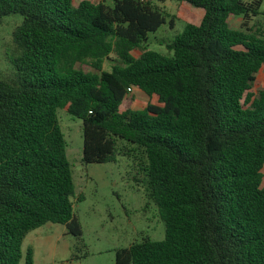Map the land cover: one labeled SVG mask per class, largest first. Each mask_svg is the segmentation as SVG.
<instances>
[{"label":"trees","instance_id":"1","mask_svg":"<svg viewBox=\"0 0 264 264\" xmlns=\"http://www.w3.org/2000/svg\"><path fill=\"white\" fill-rule=\"evenodd\" d=\"M75 1L0 0V25L23 17L0 72V264H35L23 244L47 224L82 239L61 109L83 122L85 164L116 162L119 142L146 164L166 238L117 264H264L263 0ZM168 1L204 11L171 57L148 48ZM135 91L159 104L135 110Z\"/></svg>","mask_w":264,"mask_h":264},{"label":"rangeland","instance_id":"2","mask_svg":"<svg viewBox=\"0 0 264 264\" xmlns=\"http://www.w3.org/2000/svg\"><path fill=\"white\" fill-rule=\"evenodd\" d=\"M106 3L112 0H76ZM168 15V23L158 33L150 35L149 49L171 57L166 44L180 36L187 25L196 24L199 17L183 3L168 1L158 3ZM264 12V4L261 8ZM240 19V18H239ZM233 19L232 26L243 24V19ZM23 17L12 15L0 25V72L9 73L13 67L8 56L14 53L13 34ZM173 22V27H172ZM264 34V30H262ZM113 63L107 61L104 69L111 71ZM87 71L93 72L92 69ZM264 89V67L257 76L253 93ZM135 110H144L148 104L158 105V98L134 93ZM66 137L67 155L74 174L76 198L75 216L82 227V239L71 235L64 225L47 224L30 233L23 244V263L28 250H34L35 264H117V251L128 249L143 240L163 241L166 224L161 220L155 203L149 198L144 185L142 168L144 159L126 142H119L117 161L108 164H85L83 122L70 115L67 109L58 112ZM81 198L82 200H79Z\"/></svg>","mask_w":264,"mask_h":264},{"label":"crops","instance_id":"3","mask_svg":"<svg viewBox=\"0 0 264 264\" xmlns=\"http://www.w3.org/2000/svg\"><path fill=\"white\" fill-rule=\"evenodd\" d=\"M263 4H264V0H263ZM183 5L186 6V8H189L190 10H194V11L198 12V13H197V16L199 17V20H198V22H196V24H194V25H199V24L201 23L203 17H204V11L194 9V8L190 7L189 5H187V4H183ZM262 6H263V5H262ZM261 11H262V10H261ZM262 13H263V16L251 20L249 27L252 28V27H254V26L257 25L258 28H260L261 30H264V12H262ZM235 19H239V18H235ZM240 19H242V18H240ZM240 19H239V20H240ZM232 20H233V19H232ZM232 20L230 21V23L232 22ZM190 24H193V23H190ZM231 25H232V23H231ZM232 27L240 28L241 25H237V27H236V26H232ZM261 71H262V70H261ZM259 74H260V73H259ZM135 92H136V91H135ZM137 92H138V91H137Z\"/></svg>","mask_w":264,"mask_h":264},{"label":"built area","instance_id":"4","mask_svg":"<svg viewBox=\"0 0 264 264\" xmlns=\"http://www.w3.org/2000/svg\"><path fill=\"white\" fill-rule=\"evenodd\" d=\"M131 91V90H130Z\"/></svg>","mask_w":264,"mask_h":264}]
</instances>
